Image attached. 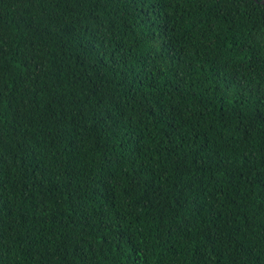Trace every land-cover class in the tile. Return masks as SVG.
<instances>
[{
	"label": "trees",
	"instance_id": "obj_1",
	"mask_svg": "<svg viewBox=\"0 0 264 264\" xmlns=\"http://www.w3.org/2000/svg\"><path fill=\"white\" fill-rule=\"evenodd\" d=\"M263 0H0V264H264Z\"/></svg>",
	"mask_w": 264,
	"mask_h": 264
},
{
	"label": "water",
	"instance_id": "obj_2",
	"mask_svg": "<svg viewBox=\"0 0 264 264\" xmlns=\"http://www.w3.org/2000/svg\"><path fill=\"white\" fill-rule=\"evenodd\" d=\"M261 3L264 4V0Z\"/></svg>",
	"mask_w": 264,
	"mask_h": 264
}]
</instances>
